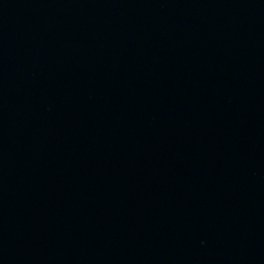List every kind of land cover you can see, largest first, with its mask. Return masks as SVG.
<instances>
[{
	"label": "water",
	"instance_id": "obj_1",
	"mask_svg": "<svg viewBox=\"0 0 264 264\" xmlns=\"http://www.w3.org/2000/svg\"><path fill=\"white\" fill-rule=\"evenodd\" d=\"M0 264H264V0H0Z\"/></svg>",
	"mask_w": 264,
	"mask_h": 264
}]
</instances>
